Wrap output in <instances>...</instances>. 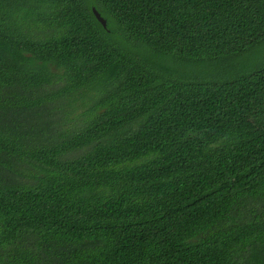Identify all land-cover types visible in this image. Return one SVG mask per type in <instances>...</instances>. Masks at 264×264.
Here are the masks:
<instances>
[{
    "label": "trees",
    "instance_id": "1",
    "mask_svg": "<svg viewBox=\"0 0 264 264\" xmlns=\"http://www.w3.org/2000/svg\"><path fill=\"white\" fill-rule=\"evenodd\" d=\"M0 264H264V0H0Z\"/></svg>",
    "mask_w": 264,
    "mask_h": 264
},
{
    "label": "water",
    "instance_id": "2",
    "mask_svg": "<svg viewBox=\"0 0 264 264\" xmlns=\"http://www.w3.org/2000/svg\"><path fill=\"white\" fill-rule=\"evenodd\" d=\"M95 19L100 22L103 26H105L106 19L102 17V15L94 8L93 9Z\"/></svg>",
    "mask_w": 264,
    "mask_h": 264
}]
</instances>
